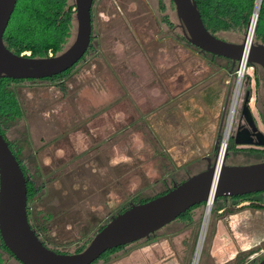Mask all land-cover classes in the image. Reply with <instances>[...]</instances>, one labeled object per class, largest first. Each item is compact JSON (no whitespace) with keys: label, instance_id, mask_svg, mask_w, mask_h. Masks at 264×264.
Instances as JSON below:
<instances>
[{"label":"rangeland","instance_id":"374dc122","mask_svg":"<svg viewBox=\"0 0 264 264\" xmlns=\"http://www.w3.org/2000/svg\"><path fill=\"white\" fill-rule=\"evenodd\" d=\"M120 1L132 6L126 7L124 5V12H128V10L134 12L135 10V13H138L139 17L131 20L133 22L134 19L135 21L138 19L140 29L145 30V33H140V37L143 36L144 40H148L146 43L155 39L154 33L156 30V24L155 21H153L152 14L155 16L157 0H145L146 4L144 3V0H97L96 3L98 6L102 5V18H97V23L99 25H97L98 28L95 27L99 50V55L97 57L98 63L95 62L92 67H89L81 62L80 65L72 70L69 76L60 78L55 82L35 80L19 84L17 91L22 105V117L5 122V125L3 126L5 129V136L10 141L11 150L13 151L14 156L19 160L18 163L22 166L25 165L27 168L26 170L30 175L33 186L37 188L41 183L44 184V182H46L47 184L46 192H40L35 195L34 198L35 200L39 198L41 201L39 207L37 206L40 212V215L38 216L39 223L41 224L43 222L41 217L46 215H65V218L72 217L71 219L74 220L70 223L60 224L55 227L56 234L52 236L51 241L52 245L56 247L57 250L71 249L74 248L76 244H81L93 223H95L99 217H102V213L107 212L109 214L120 206L124 208L128 201H131L134 204L144 201L146 198L150 199L151 197H155L159 193H162L171 181L179 182L180 180H183L185 178V172L191 175L200 171L204 167V164L195 158L184 170L173 168L166 158L169 154L172 155V164L176 166L181 164L184 160L192 157L194 154V157L204 154L203 151L199 149L197 153L189 154L185 158L181 156V150L184 145H186L185 137L187 133L182 127L177 130L178 133L183 130L179 136L182 137L176 141L174 140L175 138H173V141L170 142L172 140L171 137H167V140L165 141L161 138L162 142L159 141V144L151 142L152 139H147L146 128H138L136 125H131L133 112L130 104H132V102L126 101L125 99H117V92L119 93L118 88H121L125 83V80L120 79L118 75H121V69L124 70L125 66L131 63V60H128L131 59L129 56L132 51V45L130 43L131 29L122 28L119 22L114 24L113 27L109 22V27L107 28V24L102 20H105L106 16L109 14H114V12H116V8L120 6ZM162 1L167 7V1ZM147 6L150 7L151 11H149ZM161 13L163 12H160V14ZM170 14L172 16L171 20L174 23L176 19L173 6ZM249 20L250 19H248V21ZM111 29L113 32L111 31L110 37H107L106 33ZM75 32L76 23H74L72 39H74ZM245 32L246 27L242 33H224L221 37L225 41L237 44L241 42ZM173 39L172 35V42L169 47L159 48L157 45H152L153 42H151L149 43L151 46L147 50H149L148 52L152 57L153 54H155L154 59L156 60L161 56V66H164V55L168 58V61L170 60L172 63V77L182 73V85L171 91V93H177L182 91L186 86H190L196 82V78H194L193 75L195 71L191 72V69H195V67L200 68L202 66L199 62L191 59L192 49L188 47V52L184 49H180L176 46V43H174L175 40ZM122 47L124 50L123 54L126 58L121 57L122 54L120 50ZM105 51L109 58L112 57V55H115L121 61L116 65L113 63V74H108L107 71L100 68L101 60L103 59ZM202 58L205 60L204 70L206 69V71L204 72H209L205 66L207 64L206 61H208L209 58L207 56H203ZM184 59L192 61L186 66L183 62ZM136 60L137 57L134 60L135 63ZM217 64L216 60H214L209 68L214 70ZM212 65L214 66L212 67ZM235 71L236 68H234L228 75V94L224 116L220 127L219 145H221V134L225 127L226 115L229 110L230 98L234 87ZM248 73L249 76H244L242 79L237 104L234 109L232 123L229 129L226 144H228L230 152L234 150L235 147V143L232 142L230 136L233 133L236 122L239 120V111L246 90L249 89L251 94H249L251 101L248 102V106L252 110V113L256 117L255 111H258L259 109L262 114L261 105L255 101V88L256 91L258 90V95L261 98L264 92V73L260 69L256 70V79L258 81L256 87L253 70H248ZM201 76L202 75H199L198 77L200 78ZM139 77L140 74L137 72L134 87L133 89L130 88V93L133 92L138 96V99H142L144 96L141 95H143L144 90H148L150 87H154V89L159 92V95L163 94L159 85L157 86L158 82L156 83L154 81L153 86L151 78L147 80L144 79L141 82ZM129 81L131 85L125 84L127 87L133 85V81L130 78ZM206 83H204V85ZM172 84L174 85V81H172ZM138 91L141 93L136 94ZM154 93L156 94L155 91ZM157 96V100L153 105L151 103L148 104L150 96L148 97L147 95L146 100L143 101L144 103L142 107L146 109L150 106L160 105L164 100H162L164 94L161 96V99L157 98ZM119 102H123V105L119 104V106H122V110H124L123 114L125 122H129V126L124 128L125 131L118 135L122 138L121 140L123 143L121 144L120 138H108L99 144L98 141L94 142L93 145L95 146V149L93 150L97 151V155L93 153V151L89 152V154L81 158L80 161L78 160L70 165L71 161L76 156V153L87 146L85 143H87L88 140H84V137L82 136L89 138L91 131L94 133H100L101 130L102 134H106L116 127L114 126L115 123L106 124V115L103 114H107V117L109 116L106 110L111 111L112 115L117 113V105ZM141 115L143 114L141 113ZM103 120L105 124L102 123L99 125ZM132 134L136 135L133 141L129 138H132ZM94 136L95 135H93V137ZM192 139L194 143H191V146L194 147L195 145H198L200 147V139L196 142L194 135H192ZM88 143H90V141H88ZM91 143L88 147H90ZM119 148L122 151H119ZM250 148L254 152L240 153L235 150L234 153H231V156L228 159L229 165L245 166L259 163L260 160L258 158V153H261V155L264 156V153L261 152L262 147L253 146ZM119 161L124 162L123 176L119 175L121 173H118L117 171ZM165 171L171 172V176L166 177L164 175ZM96 189H99L100 191L104 190L105 195L99 194V202L101 204L95 201L92 202L93 200L90 199L92 193H94ZM64 197H67L68 199ZM251 199L258 201L259 197L253 196ZM77 202L78 204H76ZM240 203L241 205L238 206H244V208H246V202ZM96 204L100 205L97 207L98 209H95ZM221 205V202H214L211 205L203 229V239L200 244L201 247L196 259V264H204L206 259H208V254H211L213 247L215 246H218L219 253L217 254V257L220 258V253H223L226 251V248L229 247L227 246L229 242L227 236L232 235L237 231L235 230V228H237L236 225H238L239 228L246 227L245 225H248L246 220L251 218L256 221L258 219L262 220L264 223V212L252 214V217L250 213L248 214V212H246L247 210L232 214L229 218L223 215L226 217L223 219L222 215H217V212L215 213V209L219 210ZM231 205L232 206L228 208V211L230 213L236 212L237 209H234L233 204ZM204 210V204L199 205L198 208L194 210L195 219L197 220V229L188 264H190L194 254L197 237L204 218ZM77 221H83V224L77 223ZM258 222L259 221H257V223ZM250 234L251 235L247 233V235L251 237L250 242L248 241V236H246L247 242H245L244 238L239 237L237 233L235 234L236 251H238V248H242L239 246L245 248L254 246L251 253L252 251L256 252L258 250V246H261L264 242V230L258 234L252 231ZM256 235L259 237H256ZM256 253L259 254V252ZM0 264L19 263L9 255L3 254L0 249Z\"/></svg>","mask_w":264,"mask_h":264},{"label":"water","instance_id":"95a60500","mask_svg":"<svg viewBox=\"0 0 264 264\" xmlns=\"http://www.w3.org/2000/svg\"><path fill=\"white\" fill-rule=\"evenodd\" d=\"M73 1L76 32L71 44L56 56L32 58L26 54L15 55L5 47L3 35L17 0H0V80L50 79L68 71L81 60L89 42L92 0ZM171 2L175 17L191 46L211 56L228 60L232 66L239 61L245 48L249 21L241 42L230 43L206 31L193 0ZM255 23L256 17L252 35ZM252 35L246 62L259 67L264 73V45L253 43ZM247 101L246 94L242 102V113L249 116ZM260 105L264 119V92ZM234 143L248 144L236 139ZM258 146H264V143ZM224 157L223 153L211 165L207 164L203 171L178 184L173 183L165 193L132 204L116 214L81 252L59 254L46 248L28 223L26 178L7 141L0 134V239L21 264H90L104 251L146 237L193 206L204 204L206 209L219 198L264 193V161L245 166H228L224 164ZM257 264H264V257Z\"/></svg>","mask_w":264,"mask_h":264},{"label":"flooded vegetation","instance_id":"af4514ba","mask_svg":"<svg viewBox=\"0 0 264 264\" xmlns=\"http://www.w3.org/2000/svg\"><path fill=\"white\" fill-rule=\"evenodd\" d=\"M96 1L97 0H92L91 7H90V35H89V42H88L87 48L83 56L81 57V60L74 66H78L80 65L81 62H83L89 67H92L95 62L98 63L97 57L99 55L98 54L99 50H98V44H97V34L95 33V27L98 28L97 25H99L97 23V18L98 19L102 18L101 16L102 5L98 6ZM166 1H167V7L163 3L162 0H157V5L155 7V16L154 14H152L153 21H155V24H156V30L154 33L155 39L151 41L153 42L152 45H157V47L159 48L169 47L171 45L172 35H173V38H174L173 40H175L174 43H176V46L179 47L180 49H184L186 52H188L187 48L189 47L190 49H192V56L196 58H200L202 60H204L202 58L203 56H207L209 59L208 61H206L207 62L206 67L210 70H213L209 68V66H211V63L214 60H222L223 58L211 56L210 54L201 52L197 48H194L193 46H191L187 42L183 34L182 28L180 26V23L177 21L176 17H175L176 21L174 23L172 22L171 20L172 16L170 13L172 11L173 5H172L171 0H166ZM119 3L121 7L120 6L117 7L116 12H114V14H109L108 16H106L105 20H102L107 24V28L109 27V24H108L109 22L112 27L114 26V24L119 22L122 28L124 27L125 29L126 28L131 29L130 43L132 45V51L129 56V58L131 59H128V60H131V63L129 65H126L124 70L123 69L120 70L121 75H118V76L120 79L125 80V83L121 88L119 87L118 89L121 90L123 88H126L127 87L126 85H131L129 78L132 81L136 80L137 72L140 75L150 73L152 83L156 79H157V82H159V80L166 81L168 75L170 74V70H171L169 65L166 66L168 58L164 55V58H163L164 66H161V56H159L156 60L154 59L155 54H153V57L149 54L148 52L149 50L147 49L151 46L149 45V43L151 42L146 43L148 40H144L143 36L140 37V33L141 32L145 33V30L140 29L138 19L137 21H135V19L139 17L138 13L136 14L135 10L133 12V11H129L128 9H127L128 12H124L125 6L126 7H132V6L130 4H124V2L122 1H120ZM144 3L146 4L145 0H144ZM147 8L149 9V11H151L150 7L147 6ZM160 12H163V13L160 14ZM133 18L135 19L132 22ZM103 26H104V23H103ZM111 31L112 29L106 33L107 37H110ZM107 52L110 53L109 51ZM120 52L122 54L121 57L126 58L125 55L123 54L124 53L123 47L121 48ZM136 57H137V60H136L137 64L134 62ZM120 62H121L120 59L117 58L115 55H112V57L109 58V56L106 54V51H105L103 59L101 60L102 67L100 66V68L101 69L103 68L105 71L108 72V74H111V73L113 74L112 72L114 69L113 63L116 65V64H119ZM227 63H228V67L225 69V71L230 73L236 67V64L232 66L229 61ZM213 66L214 65H212V67ZM216 66H218V64ZM127 70H128V73H127ZM29 81H35V80H29ZM224 84L228 86L229 80H225ZM192 88L193 90H191ZM192 88H189V90H187V93L184 95L187 98L186 101H187V106L189 108V111H188L189 113L187 114L186 122H187V125L189 126H191V124L197 125V126L199 125L204 126L203 132L207 134L206 137L203 138V141L201 142L204 154H201L196 157H194L193 155L192 157L184 160L181 164H178L176 166L173 165L175 169L177 168L178 170H184L196 158L204 164L203 169L200 170V171H203L205 167L207 166V164L211 165L215 160H218L223 153L225 156L224 164L231 166L228 163V159L230 158L231 153H234L235 150H237L240 153L248 152L251 150L250 147L258 146V144L262 142L264 143L263 115L260 113L258 109V111H255L256 113V117H255V115L252 113V110L248 106L249 105L248 103L249 96H248L246 108L249 112V116H247L245 113L244 114L242 113V106H241L240 111H239V120L236 122L233 133L230 136V139L232 140L233 143H234V140L236 139L237 141L248 142V144H241V145L235 144L234 150H232L231 152L228 147V144H225L223 147L219 145L220 127H221L222 119L224 116L225 104L227 101V94H228L227 92L228 87L226 88V91L223 94L218 93L216 95H214L215 93L212 94L210 91L202 92V95H201V91L194 92V90L196 89H194V87ZM198 95H201V98L205 106L208 107V111L206 109H203L201 105L199 107L198 103L200 104L201 100L199 97H197ZM212 95H214V99H215L214 103H213V99L210 100ZM171 101H170V104H168L170 106H171ZM132 119H133L132 122L135 123L136 121H140L141 118L138 117V120H134L135 116L133 115ZM168 119L170 121L169 117ZM129 120H130V117H129ZM169 121H166V123ZM5 140L7 141L9 148L11 150V146L9 143L10 141L8 140V138H6V136H5ZM186 141H187L186 145H184V147L181 150V156H183L184 158L188 156L189 154H194L192 150L193 148L190 143L191 139L186 140ZM261 147H262V151H264V146H261ZM93 149H95V146L91 145L88 148V150L81 153L80 156L78 157L75 156L74 159L71 161L70 165H72L73 162H76L78 160L80 161V159L87 156L89 152L93 151V153L96 154L97 151H94ZM169 155L172 156L171 154ZM258 155H259L258 158L260 162L264 161V156H262L259 153ZM16 160L19 162L17 158ZM19 165L22 171L25 172L26 176L24 177L26 178V181L31 184L32 190H33L32 191L33 197L30 200L27 199L28 223L31 229L36 234L37 238L40 240V242L46 248L56 253L75 254V253L81 252L88 245L92 237L112 217H114L118 213H121L122 211H124L126 208H128L130 205L133 204L131 201H128L126 203V207L124 208L120 206L109 214L107 212L102 213V217L101 218L99 217L98 220L95 223H93V225L90 227L89 231L87 232V236L84 238L81 244H76V246L71 249L57 250L56 247L52 245V241H51L52 236L56 234L55 227L60 224L70 223L71 221H74V220L71 219L72 217L65 218L66 217L65 215H46V216L41 217L43 222L40 224L38 221L39 220L38 216L40 215V212L37 206L39 207V204L41 201L39 200V198H37L36 200L34 198H35V195L39 194L40 192H43V193L46 192L47 184L46 182H44V184L41 183L39 187L37 188L34 187L33 183L31 182L30 175L28 174L26 170L27 168L25 167V165L24 166H22L21 164ZM184 174H185V178L183 180H180L179 182L171 181L168 184V186L165 187L164 191L162 193H159L157 196L165 193L168 189H170L173 183L178 184L184 181L189 176L193 175V174L189 175V173H186V172ZM101 191L99 189H96L94 193H92L91 198H90L91 200H93L92 202L100 201L99 194L105 195L104 190H101ZM253 196L259 197L258 201L252 200L251 198ZM263 196H264V193H256V194H253L252 196H249L248 201L242 202V203L244 202L247 203V206H245L246 208H244V206H238V205H241V203H239L238 205H234V209H237V211L233 213H230L228 211V208L232 206L230 204V199H223L220 201L222 203V209L216 211L217 215H222V216L225 215L229 218L232 214H236L237 212H240L243 210L244 211L247 210L246 212H248V214L250 213L251 216L252 214H255L257 212L262 213L264 212V208H261L264 206ZM64 198L68 199L67 197H64ZM152 198L154 197H151L150 199ZM76 204H78V202ZM134 204H137V203H134ZM199 205L189 208L187 211L177 216L174 220H172L168 224L162 226L158 230L150 233L149 235H147L146 237L142 239H139V240H136V241L124 244V245H120L115 248H111L109 250L104 251L90 264H188L191 251L193 248V244H194V239L196 237V229H197V220L195 219L194 210L197 209ZM98 206L100 205L96 204L95 209H98L97 208ZM239 209H242V210H239ZM225 216H223V219L226 218ZM257 221L259 222L257 223ZM257 221L253 220L252 218L246 220V223L249 225V228H248V225H245L246 227H243V228L240 227L242 230L238 227V225H236L237 228H235V230H237L236 231L237 235L241 238H244L245 242H247L246 239L248 238V241L250 242L251 237H249V235H251L250 233L252 231L258 234L259 232L264 230L263 221L259 219ZM77 223L83 224V221H77ZM246 232L249 233V235H247ZM236 233L227 236V240H229L227 246L229 247L226 248V251H224L223 253H220L221 255L220 258L217 257V254L219 253L218 246H215L213 247V251L211 252V254H208L207 256L208 259H206V262L204 264H257L264 257V242L262 243L261 246H258V250L256 252H259V254H257L255 251L254 252L252 251L251 253V250L254 246H249L245 248L243 246L238 245L239 247H242V248H238V251H236L235 249V245H236V239H235L236 235L235 234ZM246 236L248 237L246 238ZM256 237H259V236L256 235ZM4 248L0 246L2 253L5 255H9L14 260H16L9 253V251ZM18 263L21 264L20 262Z\"/></svg>","mask_w":264,"mask_h":264},{"label":"trees","instance_id":"16d2710c","mask_svg":"<svg viewBox=\"0 0 264 264\" xmlns=\"http://www.w3.org/2000/svg\"><path fill=\"white\" fill-rule=\"evenodd\" d=\"M193 1L206 31L223 41L225 40L221 35L224 33L239 34L244 32L249 17L254 13H252V10H254L255 0ZM74 8L73 0H17L14 12L3 35L5 47L15 55L29 53L32 58H48L49 53L52 56L62 53L73 41V28L74 23H76ZM252 42L264 45V0L259 2ZM75 67L58 76L43 80L55 82L60 78H65L71 74ZM248 67H252L255 74L256 87L258 84L256 70L260 68L253 65H248ZM28 81L5 78L0 80V134L4 139L5 129L3 126L5 122L22 117V106L17 89L19 84ZM246 94L249 96V89L246 90ZM255 101L261 104V98L256 88ZM251 151L253 150L248 152ZM24 176H26L25 172ZM26 188L27 199L30 200L33 197V190L31 184L27 181ZM252 195L227 199H230V204L237 203L236 205H238L240 202L248 201V197ZM147 200L149 199L138 203ZM221 200L223 199L219 198L215 202ZM261 208H264V206ZM221 209L222 205L219 210ZM216 211L218 210L215 209V213ZM0 246L4 248L1 239Z\"/></svg>","mask_w":264,"mask_h":264},{"label":"crops","instance_id":"0c3cea01","mask_svg":"<svg viewBox=\"0 0 264 264\" xmlns=\"http://www.w3.org/2000/svg\"><path fill=\"white\" fill-rule=\"evenodd\" d=\"M226 42H229V41H226ZM191 59L199 62L202 66L200 68L195 67V69L194 68L191 69V72L195 71V73L193 75H194V78H196V82H194L190 86H186L182 91L177 92V93L176 92L171 93V91H173L174 89H177L178 86L182 85V82H183L182 73H179L178 75H174L172 77V74H173L172 63L170 62V60L167 61L166 66L169 65V67L171 69L170 74L167 77V80L166 81L165 80H163V81L159 80L160 83L159 82L157 83V79L155 80V82L157 83V86L159 85V87L161 88V92H163V94H164V98H162V100L163 99L164 100H163V102L160 103V105L150 106L149 108H146V109L144 107H142V105L144 103L143 101L146 100L147 95H148V97L150 96L148 99V104L151 103L154 105L156 100H157L156 96L158 95L157 98L161 99V96L163 94L159 95V92L156 91V89H154V87H150L151 91L149 88H148V90L147 89L144 90L143 95H141L144 97L142 99H138V96H136L133 92L130 93V88L133 89L136 80L133 81V85L131 87L123 88V89L119 90V93L117 92V94H118L117 99L120 98V99H123V100L125 99L126 101L132 102V104H130V106H132L131 109H132L133 115L135 116L134 120H138V117L141 118L140 121H136L135 123L132 122L131 125L135 124L136 126H138V128H146L147 139H152L151 142H155V144H159V141L162 142L161 138H163V141L167 140V137H171L172 140L170 142L173 141V138H175L174 140L176 141L182 137V136L181 137H179V136L183 132V130H185L187 132L185 139L186 140L191 139L190 143H194V141L192 139V135L195 136L196 142H198V139H200V141L202 142L203 138L206 137V135H207L205 132H203L204 126H202V125L197 126V125H192V124H191V126L187 125L186 118H187V114L189 113L188 112L189 108L187 106V101H186L187 98L184 95L187 93V90H189V88H192V87H194V89H196V90H194V92L195 91H198V92L201 91V95H202V92H205V91H210L212 94L215 93L214 95H216L218 93L223 94L226 91V88L228 87L224 84V81L229 79L228 75L230 74L229 72L225 71V69L228 67V63H227L228 60H225V59L216 60V62L218 63V66H216V69L210 70L207 68V70L209 72L205 73L204 71H206V69L204 70V64H205L204 60H202L200 58H196L194 56H191ZM190 61H192V60H190ZM190 61H189V59H184L183 62L187 66L188 63H191ZM199 75H202V76L199 78L198 77ZM139 78L141 79V82H142L144 79L145 80L150 79L151 74L147 73L144 75H140ZM172 81H174V85L172 84ZM204 83H206V84L204 85ZM153 86H154V84H153ZM191 90H193V88ZM154 91L156 92V94L154 93ZM149 92H150V95H149ZM140 93H141L140 91L136 92V94H140ZM151 94H152V96H151ZM90 95L92 96L91 93H90ZM103 95H109V94H103ZM201 95L197 96L201 100L200 104L198 103V105H199V107L201 105L203 109H206L208 111V107L205 106V104L201 98ZM214 95H212V97L210 98V100L213 99V103L215 102ZM93 96H94V94H93ZM94 99H96V98H94ZM170 101H171V106L168 105V104H170ZM122 103L119 102L117 105V107H118L117 113L118 114L114 113L112 115V112L109 110H106L108 115H109L108 117H107V114H103V115H106V118H105L106 124L115 123L114 126H116V127H114L111 132H107L106 134L105 133L102 134V130H101V132L99 131L100 133H94L91 131L89 138H87L86 136H82V137H84V140H88V141H90V143L92 142L91 145H93L94 142L98 141V144H99L100 142H102L103 140H106L108 138H115V139L120 138V141L122 144L123 143V141L121 140L122 138L118 135L125 131L124 130L125 127L129 126V124H128L129 122L124 121L125 120L124 114H123L124 110H122V106H119V104L123 105ZM141 113L143 115H141ZM112 117H114V118H112ZM168 117L170 118V121H169ZM166 121H169V122L166 123ZM102 123L105 124L104 120L101 121V123L99 125H101ZM180 127H182L183 130L181 129L182 132L178 133L177 130ZM101 128H104V127H101ZM158 133H159V135H158ZM93 135H95V136L93 137ZM135 137H136V135L132 134V138L131 137H129V138L132 139V141H133L135 139ZM88 141H87V143H85V145L87 144V146L83 150L76 153V157L80 156L81 153L88 150V148H89L88 145L90 144V143H88ZM186 142L187 141H185V143ZM192 148H193L192 149L193 153H197L199 151V149H201L203 151L202 145H200V147L198 145H195ZM119 151H122V150H120V148H119ZM194 156H195V154H194ZM171 157L172 156H169V155L166 156L170 165L173 166ZM118 164H119V166H118L117 171H118V173H121L119 175L123 176L124 175V173H123L124 162L119 161ZM164 175L166 177L171 176V172L165 171Z\"/></svg>","mask_w":264,"mask_h":264},{"label":"built area","instance_id":"2783aa9c","mask_svg":"<svg viewBox=\"0 0 264 264\" xmlns=\"http://www.w3.org/2000/svg\"><path fill=\"white\" fill-rule=\"evenodd\" d=\"M247 48H248V45L245 44V48H244V50H243V52L241 54V57H240L239 61L236 63V67H235L236 71L234 72V74H235L234 87H233L232 95H231V98H230L229 110H228V113L226 115L225 127H224V129L222 131V134H221L222 140L224 139V137L226 139L228 138L229 130L226 132V125L228 124V126L230 127V125L232 123V117H233V115H229L230 114L229 112H230V108H231L232 104H233L234 107L237 104V98H238V94H239V91H240L242 79H243L244 76H249L248 70L251 71V69H252V67H248L249 64H247V62H246ZM23 54L29 55V53H23ZM51 56H52L51 53H49V57H51ZM241 65L243 67V72H242V75L239 78L238 77L239 76V67ZM235 92H236V95H235ZM234 96H235V98H234ZM252 97H253V95H252ZM249 101H251V98L249 99ZM221 145H222V141H221ZM206 209H205V212H206ZM204 215H205V213H204ZM202 231H203V221H202V225H201L200 230H199L196 246H195V249H194V254H193V257L191 259L190 264H196L197 257L195 255V253L197 252L199 238H200V235H201ZM198 253H199V250H198ZM197 256H198V254H197Z\"/></svg>","mask_w":264,"mask_h":264},{"label":"bare ground","instance_id":"6f19581e","mask_svg":"<svg viewBox=\"0 0 264 264\" xmlns=\"http://www.w3.org/2000/svg\"><path fill=\"white\" fill-rule=\"evenodd\" d=\"M259 2H260V0H256L255 1V6H254V10H253V15L251 16L252 18H250V20H249V23H248V25H247V37H246V45H248L249 43H250V40H251V35H252V29H253V25H254V20H255V17H256V15H257V11H258V7H259ZM242 72H243V67H242V65L239 67V78H240V76L242 75ZM235 95H236V92H235ZM234 98H235V96H234ZM234 109H235V107L233 106V104H232V106H231V108H230V114L229 115H233L234 114ZM230 129V127L228 126V124L226 125V132L228 131ZM226 141H227V139L224 137V139L222 140V147L226 144ZM225 150V149H224ZM210 208H211V205H208L207 206V209H206V212H205V215H204V218H203V229H204V226H205V223H206V219H207V216H208V214H209V211H210ZM202 239H203V231H202V233H201V235H200V238H199V243H198V247H197V252L195 253V255H196V257H197V254H198V250H200V244H201V242H202Z\"/></svg>","mask_w":264,"mask_h":264}]
</instances>
